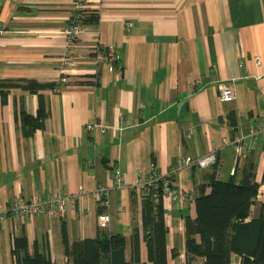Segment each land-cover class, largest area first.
Wrapping results in <instances>:
<instances>
[{"label": "crops", "instance_id": "1", "mask_svg": "<svg viewBox=\"0 0 264 264\" xmlns=\"http://www.w3.org/2000/svg\"><path fill=\"white\" fill-rule=\"evenodd\" d=\"M77 2L0 0V85L56 84L39 93L47 116L31 136L19 113L35 116L38 95L15 88L0 98V209L33 197L67 200L62 215L0 221V264H15L16 238L30 255L67 264L64 238L115 234L127 263L152 264L141 196L151 168L187 195L183 205L163 200L167 264H204L187 257L185 221L209 194V176L240 183L251 171L263 194L246 222L264 215V140L248 138L264 115V0H83L99 21L69 46L64 31ZM98 50L115 55L111 68L96 61ZM223 84L235 93L231 103L219 102ZM93 123L105 131H88ZM209 154L214 165L175 168L180 157ZM241 261L231 255L230 264Z\"/></svg>", "mask_w": 264, "mask_h": 264}, {"label": "trees", "instance_id": "2", "mask_svg": "<svg viewBox=\"0 0 264 264\" xmlns=\"http://www.w3.org/2000/svg\"><path fill=\"white\" fill-rule=\"evenodd\" d=\"M96 13L76 12L69 26L82 28L96 26ZM18 88L38 95L35 116L20 111L21 126L26 136L43 128L46 108L39 95L44 90H55L56 84H41L34 81L4 83L0 85V98L6 101L9 89ZM209 194L200 193L195 199L196 218L185 221V250L187 257L203 258L204 264H230L231 255L241 257V264H264V215L246 222L255 200L259 184L251 171L243 173L240 183L234 179L217 181L209 176ZM264 180V174H263ZM142 192L143 226L147 238L148 261L152 264H167V228L164 221L162 194L159 190L145 187ZM159 198L155 201L156 195ZM198 237L199 242H197ZM67 264H129L124 259V237L119 234L84 239L69 244L63 239ZM15 264H52L41 254L30 255L27 240L16 238L11 251ZM186 264H191L190 259Z\"/></svg>", "mask_w": 264, "mask_h": 264}, {"label": "built area", "instance_id": "3", "mask_svg": "<svg viewBox=\"0 0 264 264\" xmlns=\"http://www.w3.org/2000/svg\"><path fill=\"white\" fill-rule=\"evenodd\" d=\"M86 7L84 5L83 0H78L76 4V12H85ZM126 27L129 28L130 24H126ZM86 28H82L77 24L69 26L65 31L64 34L67 37V42L70 45L74 43L79 35L85 30ZM1 33V31H0ZM95 59L97 62H105L108 64L109 68H111L115 61L116 57L111 51H100L98 50L95 52ZM65 65H69L65 63ZM67 80L65 77H61L60 82L65 83ZM219 95L218 99L221 103H231L235 99V93L231 86L228 85H219ZM86 129L88 131H96L99 130L101 132L105 131L104 126L99 124H87ZM248 138L253 141L258 139L264 140V115L256 122V124L251 128L248 133ZM242 138H238L233 143L234 152L237 155H241L244 151L243 146L241 145ZM216 162V157L214 154H209L202 159H192L186 157H180L177 159L175 163V168L180 169L183 167H192L198 166L200 168H206L208 166L214 165ZM151 173L149 175L146 184L143 186L151 188L153 190H159L162 194V200L171 201L178 203L179 205H183L187 199V195L179 190L178 188H174L171 184L160 177L157 171L154 168H151ZM115 182L120 184L122 182L121 175L116 172L115 173ZM101 190H99L100 192ZM263 194L261 190H257V195L260 196ZM159 196L156 195L155 201L158 200ZM66 198L64 196H56L52 198H40V197H33L29 201L24 200H15L7 209H0V221H3L7 218L8 215L13 217H23V216H43V215H62L65 212L66 208ZM99 222H107V216L99 217Z\"/></svg>", "mask_w": 264, "mask_h": 264}]
</instances>
